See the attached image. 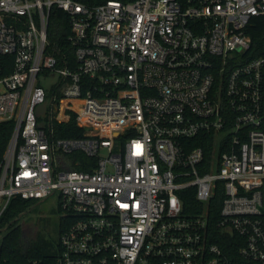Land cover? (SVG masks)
<instances>
[{
	"label": "built area",
	"instance_id": "built-area-1",
	"mask_svg": "<svg viewBox=\"0 0 264 264\" xmlns=\"http://www.w3.org/2000/svg\"><path fill=\"white\" fill-rule=\"evenodd\" d=\"M53 6L71 63L47 52ZM256 16L264 0H0V219L54 195L67 221L53 260L22 264H264ZM69 112L83 136L55 137Z\"/></svg>",
	"mask_w": 264,
	"mask_h": 264
},
{
	"label": "trees",
	"instance_id": "trees-1",
	"mask_svg": "<svg viewBox=\"0 0 264 264\" xmlns=\"http://www.w3.org/2000/svg\"><path fill=\"white\" fill-rule=\"evenodd\" d=\"M246 32L250 36L251 42L249 49L245 52V56L249 58L256 57L264 51V16L253 17L246 27ZM70 33L69 19L67 13L55 6L51 7L49 19L47 22V52L56 56L61 61L64 55L67 56L71 63L72 52L71 43L68 40ZM3 61L11 60V56L5 55L1 57ZM11 69V68H10ZM6 70L5 72H7ZM60 109L57 114H59ZM55 137L74 138L82 137L84 128L80 127L75 122V113L69 112V117L65 120H57L53 122ZM4 130L0 141L4 142L9 136V125L4 126ZM212 142V137H203L201 144L207 146ZM82 156V159L86 158ZM77 169H87V166L82 164L73 165ZM192 187L186 188L181 191L180 197L183 202L184 211H191L196 207L197 202L194 199ZM220 197L213 198L214 209L210 214V218H217V209L219 206ZM29 201L13 199L5 210L0 219V229L5 225L7 231L0 238V264H22L28 258L36 257L45 260H53L60 250L59 241L56 238H48L40 235L38 232L35 234V227L33 223H17V218L25 211ZM59 210V207H58ZM212 215V216H211ZM213 219V220H214ZM33 224L32 230L28 228ZM67 221L60 217L57 219L58 235L66 226ZM28 232L26 237L23 236L24 232Z\"/></svg>",
	"mask_w": 264,
	"mask_h": 264
},
{
	"label": "rangeland",
	"instance_id": "rangeland-1",
	"mask_svg": "<svg viewBox=\"0 0 264 264\" xmlns=\"http://www.w3.org/2000/svg\"><path fill=\"white\" fill-rule=\"evenodd\" d=\"M59 218V210L57 206V199L51 195L45 199L29 201L25 211L17 218V223H33L35 227V234L38 232L48 238H56L57 219ZM6 225V224H5ZM3 225L0 229V238L7 231Z\"/></svg>",
	"mask_w": 264,
	"mask_h": 264
},
{
	"label": "water",
	"instance_id": "water-1",
	"mask_svg": "<svg viewBox=\"0 0 264 264\" xmlns=\"http://www.w3.org/2000/svg\"><path fill=\"white\" fill-rule=\"evenodd\" d=\"M44 110H45V105L44 104H41V105L38 106L36 112H37V114L43 115L44 114ZM42 123L43 122H40L39 125H42ZM29 227L32 228L33 227V224H31ZM23 236L26 237V233H23Z\"/></svg>",
	"mask_w": 264,
	"mask_h": 264
},
{
	"label": "flooded vegetation",
	"instance_id": "flooded-vegetation-1",
	"mask_svg": "<svg viewBox=\"0 0 264 264\" xmlns=\"http://www.w3.org/2000/svg\"><path fill=\"white\" fill-rule=\"evenodd\" d=\"M29 226H30V225H29ZM29 226H28V228L32 230V228H30ZM24 233H26V236L28 235V232H27V231L24 232ZM58 238H59V236H58ZM57 240H58V239H57Z\"/></svg>",
	"mask_w": 264,
	"mask_h": 264
}]
</instances>
